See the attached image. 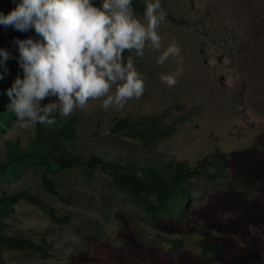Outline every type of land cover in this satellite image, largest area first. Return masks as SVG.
Segmentation results:
<instances>
[{"label":"rangeland","instance_id":"obj_1","mask_svg":"<svg viewBox=\"0 0 264 264\" xmlns=\"http://www.w3.org/2000/svg\"><path fill=\"white\" fill-rule=\"evenodd\" d=\"M160 4L167 14L158 30L161 49L146 45L142 57L135 52L131 56L144 76L143 95L123 108L105 110L100 99L90 100L68 117L58 110L52 115L57 120L77 118L76 147L85 157L142 164L166 159L194 166L219 149L231 160V173L246 177L240 178L238 189L222 185L204 199L196 198L183 216L165 220L159 228V222H137L132 212L134 223L126 220V208L113 206L122 196L105 184L104 174L89 176L82 169L59 173L51 177L70 203L46 193L38 198L56 217L67 220L54 222L28 203L16 206L8 234L31 238L46 253L7 251L4 264H264V0H160ZM172 44L179 47L180 56L158 64V57ZM11 56L5 62L9 84L17 76L23 78L19 60ZM177 73L172 87L160 79L161 74ZM43 101L47 105L57 98ZM155 115L166 117L165 128L180 122L177 132L158 145L146 146L113 133L121 118ZM34 127L21 128L17 121L1 145L19 140L26 146ZM31 183V178L22 179L15 190L28 189ZM213 236L223 254L203 258L197 243ZM177 240L184 242L178 252L173 249Z\"/></svg>","mask_w":264,"mask_h":264},{"label":"trees","instance_id":"obj_2","mask_svg":"<svg viewBox=\"0 0 264 264\" xmlns=\"http://www.w3.org/2000/svg\"><path fill=\"white\" fill-rule=\"evenodd\" d=\"M19 0H0V13L7 15L13 10ZM100 6L102 0H93ZM134 13L144 16L146 3L142 0H132ZM33 38L42 40L33 29L20 32L11 26L0 25V49L14 54L19 60L16 39ZM135 51H125V62ZM136 57V56H135ZM3 58L0 57V60ZM6 62V61H5ZM5 62L0 65V264L5 263L7 251L40 253L41 249L31 238L20 234H8L9 221L15 214L16 206L28 203L44 211L48 217L57 223L67 220L66 217H56L51 207H47L39 193L55 196L63 202L66 199L57 190L58 182L51 176L71 170L82 169L89 176L99 172L104 174V182L122 196L113 206L125 207V219L134 223L130 213H134L137 222H159L161 227L165 220H176L183 216L188 206L196 198L204 199L214 191L222 189V185L239 187L242 173H231L230 159L219 149L210 157L200 160L196 165L175 160L154 161L151 164H142L136 161H106L98 155L85 157L77 151L76 143L79 139L77 118L70 117L56 119L55 124L45 125L36 123L33 136L26 146H21L19 140L6 141L1 145L2 137L8 134L18 121L16 115L9 108L8 83L9 76L5 70ZM45 101L41 102V106ZM165 116H149L141 118H121L113 125V133L121 134L132 140H139L146 146L158 145L177 132L175 122L172 126L164 127ZM226 173H229L226 176ZM32 176L38 178L33 179ZM32 179L28 189L15 190V183L22 179ZM257 182V179H255ZM35 186V189L33 187ZM71 186L66 192H70ZM72 196V194H71ZM79 197V195H78ZM176 252L184 245L182 240L175 242ZM201 256L218 257L223 254L218 238H202L198 241Z\"/></svg>","mask_w":264,"mask_h":264},{"label":"clouds","instance_id":"obj_3","mask_svg":"<svg viewBox=\"0 0 264 264\" xmlns=\"http://www.w3.org/2000/svg\"><path fill=\"white\" fill-rule=\"evenodd\" d=\"M166 15L160 0H148L143 20L135 15L132 0H102L100 6L93 0H19L7 15L0 13V25L20 32L34 28L42 37L14 41L23 78L16 77L7 95L20 127L53 125L54 112L68 117L90 100L102 99L107 110L139 99L145 91L144 76L132 57L125 62L123 54L134 50L142 57L146 45L160 50L158 30ZM170 56H180L176 44L169 45L157 63L163 65ZM0 57V65L12 58L4 49ZM178 75L161 74L160 79L172 87ZM48 97L57 101L41 106Z\"/></svg>","mask_w":264,"mask_h":264}]
</instances>
